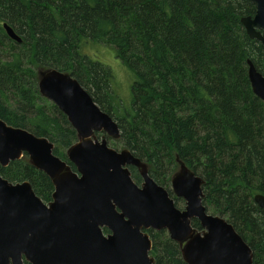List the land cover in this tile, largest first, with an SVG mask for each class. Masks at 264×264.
I'll return each instance as SVG.
<instances>
[{"label": "trees", "instance_id": "trees-1", "mask_svg": "<svg viewBox=\"0 0 264 264\" xmlns=\"http://www.w3.org/2000/svg\"><path fill=\"white\" fill-rule=\"evenodd\" d=\"M254 13L248 0H0V119L48 139L67 162L76 133L40 97L36 70L69 73L118 124L121 144L148 164L151 178L170 186L178 162L202 178L203 205L227 219L254 264H264V211L253 201L264 196V104L246 66L250 60L264 75V46L240 23ZM87 42L114 49L132 73L131 106L116 102L114 75L83 53ZM0 176L28 182L44 204L51 201L50 179L26 155L0 167ZM192 227L200 230L196 220ZM146 233L154 264H186L165 231Z\"/></svg>", "mask_w": 264, "mask_h": 264}, {"label": "water", "instance_id": "water-1", "mask_svg": "<svg viewBox=\"0 0 264 264\" xmlns=\"http://www.w3.org/2000/svg\"><path fill=\"white\" fill-rule=\"evenodd\" d=\"M248 1L255 13L240 23L249 39L264 46V0ZM3 29L9 39L22 42L9 26ZM246 64L251 91L264 104V75L250 60ZM38 90L76 133L77 141L66 151L75 171L53 154L54 144L46 138L0 119V167L26 155L54 187L46 205L28 182L12 184L0 176V264H154L143 232L148 229L165 230L186 264H254L250 247L232 225L207 213L202 178L180 164L171 180L173 194L185 201L179 210L139 159L109 148L104 137L95 138L103 132L118 139V125L74 77L40 70ZM126 166L139 171L140 188ZM253 201L264 211V196L257 194ZM193 219L202 233L192 227Z\"/></svg>", "mask_w": 264, "mask_h": 264}, {"label": "rangeland", "instance_id": "rangeland-1", "mask_svg": "<svg viewBox=\"0 0 264 264\" xmlns=\"http://www.w3.org/2000/svg\"><path fill=\"white\" fill-rule=\"evenodd\" d=\"M83 53L88 55L93 61H97L105 66H107L111 72L113 73V82L111 83L110 93L113 94L117 103H119L120 107L131 106V86L133 83L132 73L125 68L118 59L115 58V51L111 47L104 46V44L95 45L94 43L87 42L83 47ZM37 81L39 80V72L36 70ZM121 134V132H120ZM77 141V140H76ZM75 141V142H76ZM74 142V143H75ZM115 149L116 151H121L126 149L121 144V138L115 140ZM73 143V144H74ZM147 168L148 164L140 160ZM180 168L176 169V172L179 171ZM173 178V174L170 177V182ZM54 188V187H53ZM182 205V204H181ZM209 212V211H208ZM210 213V212H209ZM213 215V213H210ZM221 218H224L220 215ZM225 219V218H224ZM166 233V232H165ZM168 236V234H167ZM169 238V237H168Z\"/></svg>", "mask_w": 264, "mask_h": 264}, {"label": "flooded vegetation", "instance_id": "flooded-vegetation-1", "mask_svg": "<svg viewBox=\"0 0 264 264\" xmlns=\"http://www.w3.org/2000/svg\"><path fill=\"white\" fill-rule=\"evenodd\" d=\"M40 70H43V69H38V72L40 71ZM39 81V80H38ZM38 81H37V88H38ZM38 92H39V90H38ZM40 95V94H39ZM40 97H41V95H40ZM41 98H43V97H41ZM44 100H46V101H48V102H50L49 100H47V99H45V98H43ZM51 103V102H50ZM179 161V160H178ZM184 165V164H183ZM186 167V166H185ZM187 168V167H186ZM188 169V168H187ZM131 170V169H130ZM189 170V169H188ZM192 171V170H191ZM130 174H131V177H132V173L130 172ZM147 174L149 175V176H152L154 173H150V171H149V167L147 168ZM140 175V174H139ZM154 176V175H153ZM141 177V176H140ZM152 180H153V182L156 184V185H158V186H161L162 188H164L165 190H166V192H167V194H168V197L170 198V199H172V201H173V203L175 202V196H174V194H173V192H172V188L170 187V186H168V187H166V185H164V184H161V183H159L158 181H155L153 178H152ZM141 182H142V178H141ZM141 182H139L138 183V185L140 186L141 185ZM156 182H158V183H156ZM178 201H180V203L182 204H180L181 205V208H178L179 210H183L184 209V205H185V202L182 200V199H180V198H178L177 199ZM175 205V204H174ZM206 208V207H205ZM206 210H207V208H206ZM207 213L209 214V212L207 211ZM224 219V218H223ZM193 220H196V219H193ZM192 220V221H193ZM226 221H227V219H225ZM197 221V220H196ZM228 222V221H227ZM199 223V222H198ZM229 223V222H228ZM199 226H200V224H199ZM153 231V230H152ZM196 232H198V233H202L203 232V229L200 227V230H197L196 229ZM107 233H108V231H107ZM173 242V241H172ZM177 246H178V248H179V251H180V255H181V248H180V246L176 243V242H174ZM181 258H182V256H181Z\"/></svg>", "mask_w": 264, "mask_h": 264}, {"label": "bare ground", "instance_id": "bare-ground-1", "mask_svg": "<svg viewBox=\"0 0 264 264\" xmlns=\"http://www.w3.org/2000/svg\"><path fill=\"white\" fill-rule=\"evenodd\" d=\"M7 25V24H6ZM8 26V25H7Z\"/></svg>", "mask_w": 264, "mask_h": 264}]
</instances>
